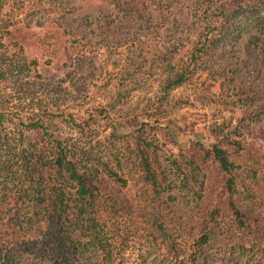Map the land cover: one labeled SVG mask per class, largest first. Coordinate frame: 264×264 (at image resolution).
Returning <instances> with one entry per match:
<instances>
[{
	"label": "trees",
	"instance_id": "16d2710c",
	"mask_svg": "<svg viewBox=\"0 0 264 264\" xmlns=\"http://www.w3.org/2000/svg\"><path fill=\"white\" fill-rule=\"evenodd\" d=\"M201 72L233 126L166 110ZM0 264H264V0H0Z\"/></svg>",
	"mask_w": 264,
	"mask_h": 264
},
{
	"label": "rangeland",
	"instance_id": "374dc122",
	"mask_svg": "<svg viewBox=\"0 0 264 264\" xmlns=\"http://www.w3.org/2000/svg\"><path fill=\"white\" fill-rule=\"evenodd\" d=\"M77 2H83L90 6L94 5L96 0H77ZM41 70L48 74L46 67ZM57 72L51 70L49 75L53 78L58 77L60 75ZM56 80L60 79L57 78ZM155 80L154 76L144 85L129 86L128 88L121 86L117 80H112L109 87L104 88V83L98 81L88 94L84 90L77 91L72 87V98L68 100L73 104L86 102L85 106L87 107L94 102H101L103 95L107 97L113 95L117 86L121 93H125L127 89L129 92L121 99L123 105L119 107L120 110L115 111L120 113L137 112L147 100L153 97L157 85ZM63 86L64 88L65 86L70 87L67 83H64ZM129 88L132 90L130 91ZM83 96L86 98L83 99ZM165 101L166 110L171 116L187 119L201 127L210 125L233 126L240 110V101L236 92L225 83L214 80L205 72L196 74L188 83L170 92ZM56 131L62 138L75 136L73 130L64 124H59Z\"/></svg>",
	"mask_w": 264,
	"mask_h": 264
}]
</instances>
